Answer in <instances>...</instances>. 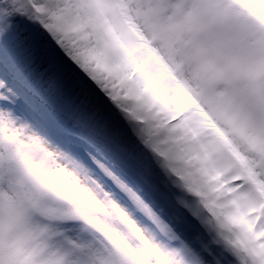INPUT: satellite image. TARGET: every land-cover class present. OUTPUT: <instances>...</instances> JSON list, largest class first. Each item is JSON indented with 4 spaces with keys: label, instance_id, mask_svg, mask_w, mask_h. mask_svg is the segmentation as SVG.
I'll list each match as a JSON object with an SVG mask.
<instances>
[{
    "label": "snow or ice",
    "instance_id": "1",
    "mask_svg": "<svg viewBox=\"0 0 264 264\" xmlns=\"http://www.w3.org/2000/svg\"><path fill=\"white\" fill-rule=\"evenodd\" d=\"M0 264H264V0H0Z\"/></svg>",
    "mask_w": 264,
    "mask_h": 264
}]
</instances>
